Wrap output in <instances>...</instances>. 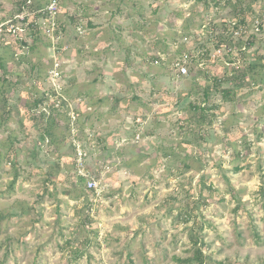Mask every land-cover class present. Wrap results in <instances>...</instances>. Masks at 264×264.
<instances>
[{"label": "rangeland", "instance_id": "1", "mask_svg": "<svg viewBox=\"0 0 264 264\" xmlns=\"http://www.w3.org/2000/svg\"><path fill=\"white\" fill-rule=\"evenodd\" d=\"M22 1L0 0V25L16 21ZM35 1L46 5L49 0ZM238 1L59 0L54 30L46 18L33 20L35 14L24 6L28 21L41 22L43 41L23 51L43 74L60 62L62 94L74 99L68 107L78 115L77 131L82 129L77 139L90 150L86 164L105 191L92 201L71 164L76 151L64 139V129H56L62 140L50 147L52 161L45 163L39 160L37 139L23 130L25 118H11L10 129H0V144L12 132L21 138L22 163L38 161L33 178L25 173L13 189V170L0 163V212L17 213L0 214V264H189L182 260L194 255L192 222L181 223L178 212L191 191L198 197L203 175L218 190L200 217L206 263L264 262V84L242 88L235 102L216 113L212 129L197 122L194 133L188 101L180 110L176 102L195 88L198 67L203 70L198 82L204 84L219 61L203 59L183 76L170 64L178 49L205 41L215 23L233 16ZM242 3L247 21L259 15L264 24V0ZM2 34L12 39L13 33L0 32V55L10 59ZM254 36L247 59L264 49V31ZM161 54L163 63L155 59ZM32 84L26 79L20 88ZM36 88L42 89L39 81ZM224 122L238 124L246 141L242 135L226 137ZM28 125L32 131L34 122ZM171 143L180 152L177 158L192 169H177L180 162L163 155ZM94 144L98 147L92 149ZM234 150H242V157L233 160ZM60 155L61 162H54ZM157 158L161 163L154 167ZM90 201L93 225L85 222Z\"/></svg>", "mask_w": 264, "mask_h": 264}, {"label": "trees", "instance_id": "2", "mask_svg": "<svg viewBox=\"0 0 264 264\" xmlns=\"http://www.w3.org/2000/svg\"><path fill=\"white\" fill-rule=\"evenodd\" d=\"M20 5L21 8L18 13L25 11L23 10L24 6L28 5V7L35 14L33 20H35V18H46L47 16L46 13L40 12V10L45 7V5H42L40 2H32V0H30V3H27V0H23L22 3L20 2ZM246 12L247 9L243 6L242 0H239L236 3L234 15L225 17L220 24L215 23V29L208 35L205 41L190 46L185 50L181 48L178 49L179 54L188 52L194 57L195 52L200 51L201 54L199 58L210 62L219 61L217 72L213 75L208 73L204 84H200L198 82V78L200 77L199 75H201L203 70L198 66H191L190 71H192L193 68L198 67V69H196L197 74L193 76L195 88H191L184 96H180L176 102L177 106L175 110H180L186 105V101H188V112L190 113L191 121H193L191 122V125L193 124L191 130L193 132L197 130V126L194 125L197 122L200 123V127L206 126L209 130L212 129L215 116L219 113L218 111H220V113L223 112L222 109L224 108V104L235 102L238 93L242 88H252L254 86L264 84V49L255 50L249 59H247V51L254 47L256 39L255 36L252 35L248 40H246L245 37H237L234 34L235 28L247 22L248 15ZM257 17L261 18L259 15ZM28 19H30L29 15L26 16V20ZM32 23H34V25L29 27L30 31L26 36H20L19 34L13 33V35L10 36V38L14 39L12 40L8 39L5 36L6 34H2L4 42L1 46L10 47V51L12 53H10V59L0 55V70L2 73L0 85V129L4 128L8 131L10 129L9 121L11 118H22V120L25 118L24 121L26 123L23 124L22 127L23 130L27 132L26 136L31 135L37 139L39 160L49 163V161H52L51 158H49L51 151L50 147H56L57 143L62 140L56 134V129L62 128L65 131V135L68 134V136L64 139L70 140L71 148L74 152L76 151V145L74 144L73 138H80L79 133L82 132V129L77 131V134L72 135L68 102L69 99L73 98L69 97L67 100H63L62 97L57 94L54 86L50 84L49 74H43L42 71L38 69V64L29 59L28 54L23 51V49L32 50L36 46L37 42L43 41L41 22L33 21ZM57 31L58 30H55L56 35H58ZM230 40H232L240 49L239 51L241 56L238 57L243 60V64L241 65L237 63L227 65L224 60L222 61L219 58L214 59L211 56L213 47H218L220 44L226 43ZM262 46L264 48V43ZM245 47L246 49L243 50ZM155 59H157L158 62L163 63L162 54L156 55ZM235 61H237V58H228V62L230 63ZM191 73L192 72H190V74ZM26 79L32 80L33 84L21 89L20 86L25 83ZM37 81L42 84V89L36 88V90H34V85ZM123 94V91L117 93L115 95V97H117L116 99L119 100ZM218 98L221 99L220 102H217ZM28 122H34V129L32 131L29 130ZM225 123L226 122H224L223 127L227 133L226 137H230L231 135H242V138L246 141V136L243 134L242 129L238 124L232 123L230 126H226ZM9 133L8 139L0 144V163L4 162L13 170L14 177L10 183V187L13 189L20 177H22L25 173H28V180L33 178L38 159L36 160V158H33V161L31 162L28 161L22 163V147L20 146L21 138L17 135H13L12 132ZM199 137L204 140V142H202L203 144L208 143L202 134H200ZM91 142L92 139L89 140L88 145H90ZM231 142V139L228 140L227 146L231 147ZM188 144L194 145L190 141ZM173 145L174 143H171V147L169 149L163 150V155L167 158L171 157V160L174 159L180 162V164H178L179 166H176L177 169H192L193 166L186 162V160H180L177 158L180 152H177ZM1 147L6 150L3 151ZM91 147L93 149V147L95 148L98 146L94 144V146ZM247 147L249 149V146ZM86 151L89 152L90 150L86 149ZM242 155V150H234L232 153L233 160L241 158ZM104 157L108 158L109 155H105ZM61 159L62 155H60L57 159L55 158L54 162L60 163ZM70 159L71 164L73 162L75 165V154L74 157L70 156ZM159 161V158H157L153 166L159 167V164L161 163H159ZM28 167L32 168L28 170ZM87 168H89L88 165ZM234 169L235 171H239L240 167L236 166ZM172 171L173 167H171V172ZM197 173V171H194L191 179L194 178ZM76 174L78 175L77 171ZM69 179L71 178H68V180ZM79 181L83 182L85 190L91 193L92 201L99 198L92 190L90 191L87 189L85 177L79 176ZM70 182L73 185V181ZM199 187L200 192L198 197H196L194 192L190 190L191 193H189L188 197L185 198V202L178 212L179 221L181 223L188 224L192 222V225L189 226V237L192 245L195 247L194 255L182 260L184 263L189 264H207L206 258L209 256H207L203 250V247L207 244L202 237L204 223L200 217H204L203 208L204 206H207L209 197L213 196L218 191L213 185L207 184L204 175L199 181ZM47 189L48 187L46 190ZM88 205L85 222L93 225L94 221L91 216L92 202L90 201ZM14 213L17 215L16 212L8 214L9 216L0 212L2 218L6 216L11 217ZM23 213H25V211H23ZM218 264H225V262H219ZM261 264H264V262Z\"/></svg>", "mask_w": 264, "mask_h": 264}, {"label": "built area", "instance_id": "3", "mask_svg": "<svg viewBox=\"0 0 264 264\" xmlns=\"http://www.w3.org/2000/svg\"><path fill=\"white\" fill-rule=\"evenodd\" d=\"M30 3V0H29ZM60 11V3L59 0H49L47 4L45 5L44 8L40 10V12H44L47 14L46 19L48 20L50 24L51 30H54L57 22H56V16L58 15ZM27 11H23L21 13H18L16 15V21L14 20H9L6 23H2L0 25V32L6 30L7 32H12L14 34H19L20 36H26L27 35V30L29 29L28 27L30 25H34V23L26 20V16H28ZM78 29L82 31L81 27L79 26ZM264 31V24L261 21L260 18L256 17L253 19L252 22L247 21L244 24L239 25L237 28L234 29V34L237 37H245L246 40H248L252 35H259L260 33L262 34ZM237 46L235 43L230 40L226 43L220 44L218 47H213L211 56L212 58H223L224 61L226 62L227 65L231 64H239L238 62L240 61V57H238L237 51H236ZM243 48V50H245ZM201 52L197 51L195 52L194 57L191 56L188 52H183L182 54H175L173 57H171V68L177 74L178 76H183V75H188L190 74V68L191 66H200L202 65V58L200 57ZM228 58H237V61L230 63L228 62ZM49 74V81L52 86L56 89V92L59 96L62 97L63 100H67L66 97L63 96L62 94V89L64 85L62 84V69L60 62L57 61L53 68L48 72ZM59 103V101H58ZM57 103V105H58ZM69 116L71 117V129H72V134L75 135L77 132L76 129V122H77V113L75 110H69ZM74 144L76 145V171L79 176H83L86 178V186L88 190H92L97 197H101L105 191V188L103 185L99 182V179L92 175L87 168L86 164V156H87V151L84 148L82 142L75 138L74 139Z\"/></svg>", "mask_w": 264, "mask_h": 264}]
</instances>
